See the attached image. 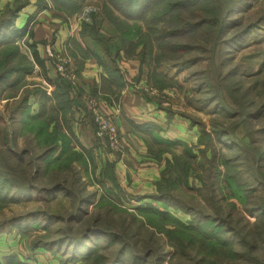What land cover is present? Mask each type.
Masks as SVG:
<instances>
[{"label":"rangeland","instance_id":"1","mask_svg":"<svg viewBox=\"0 0 264 264\" xmlns=\"http://www.w3.org/2000/svg\"><path fill=\"white\" fill-rule=\"evenodd\" d=\"M101 1L85 2L81 6L80 13L83 15L86 12H95V8H98L96 12L99 13ZM14 2L15 0H11V3L6 5L13 6ZM243 5L244 8L234 12V17L241 21L239 28H243L248 22L259 17L264 10V0H243ZM26 6L18 14L17 23H14L16 28H21L25 23L26 16L22 10H25ZM106 23L108 22L103 20L101 31L105 35H110ZM262 24V27L253 30L249 36L239 39L238 43L232 45L220 77L214 73L216 60L209 59L207 50H203L202 53L199 51L202 49L198 48L196 43L188 50L176 47V44L188 41V37L180 35L163 38L159 42L160 45L157 40L153 41V37L150 39L145 62L149 63L154 72L151 73L148 82L144 76L149 69L147 63L141 65L137 56L141 46L135 47L132 56L137 65L135 77L137 78L139 73L142 77L141 83L139 80H134L133 83L138 86V89L140 88L139 91L144 93L145 97L148 98L149 95V99L166 113L168 121L177 118L187 122L193 127L195 136L190 144L185 145L190 147L195 154V157L191 159L196 168L194 174L186 179H180L178 183L174 177L173 184L165 189L168 197L166 200L156 198L158 191L155 183L165 168L166 158H170V155L162 156L167 152H161L159 149L155 152L160 153L158 160L162 162V167L158 179L154 182L153 191L144 194L143 196H148V198L142 200L127 198L126 195L132 197L139 195L132 194L124 188L109 191L101 187L97 183L99 166L95 167L96 163L89 160L92 155L86 153L87 151L90 153V150L75 148L77 156L73 166L77 174L74 177L78 176L79 181L73 188L69 186L72 176L66 169L56 170L52 166L46 167L43 161H37L40 170L33 171L35 161L32 160L33 166H29L27 162L37 157L41 149L36 146L31 135L19 133L18 121L13 120L12 116L18 117L17 107L21 98L27 95L28 102H32L31 92L38 88L42 90L41 85L44 83L38 82V85L32 86L29 84L31 79L30 81L25 79V86L18 90L14 88L1 90L0 88V150L9 156L10 160L7 161L10 168L4 166V169L7 168L6 170L16 177L8 174L12 179H16V187L26 179H29L27 183L46 188L58 183L63 185L65 180L68 190L75 189V193L79 196L95 193L87 206L80 207L78 219L70 223H49L45 222L42 216L34 218L26 216L36 210L63 214L66 213L65 210L68 214L73 212L75 204H71V196L63 191L46 196L45 200L39 199L35 191H29L27 196H17L18 202L7 203L0 208V232H5L9 238L6 244L11 246L10 241L17 237L22 241L18 249L23 256L32 257L31 253L39 250L38 254L33 257L38 260V264L39 262L47 264L49 260L55 261L56 264H111L110 262L113 261L119 249L123 254L119 255L115 264H264V213L253 210V206L259 200L264 202V183L261 185L255 182L246 173V165L253 167L257 161V156L253 152L255 153L257 147L264 148V21ZM158 26L165 25L159 23ZM111 30L114 34L115 29L111 27ZM174 42L176 48H171L172 44H167ZM14 44L18 45L21 54L30 58L22 41L19 40ZM201 44H205L206 47L204 41H201ZM168 45H170L169 50ZM111 46L114 47L112 42ZM3 48H0V52ZM120 52L123 54L122 50ZM58 54L60 53H52V57L55 58L57 64L61 58L66 59L68 69L70 62L68 53ZM14 61H16L15 58ZM155 64H157L156 71L153 66ZM227 70L230 71L227 73ZM231 70L233 74H230ZM66 77L71 78L70 72H67ZM43 80L49 83L48 79ZM206 80L210 82L212 94L207 91L209 86ZM43 87L45 88V84ZM228 87H231L233 91H229ZM36 95L39 97V94ZM242 105L247 108V111L257 108L259 112L252 114L251 117L244 116L246 108L243 110L240 107ZM89 112L94 125L96 141L102 142V138L96 135L93 117L91 111ZM202 130H207L211 134L221 130L226 132L224 143H217L216 148L220 147L225 156L238 160L244 170L245 179L252 183L251 187H255L250 201L248 200L246 204L238 200L233 203L232 199L219 194L217 189L210 192L206 189L210 183L213 184L214 180L213 173L205 174L204 171V166L210 159L209 148L212 149V142L207 141L201 135ZM104 144L105 149L112 152L108 143L103 142ZM183 148L178 153H181ZM14 152H22L23 161L20 167H16L13 163ZM33 173L36 175V180L31 181L30 177ZM260 178L264 182V168ZM78 189L81 192H77ZM12 190L10 194L14 193L15 188ZM226 192L229 190L226 189ZM143 202L169 212L180 223L191 224L194 230L196 226H199L202 231L214 235L217 243H214L215 239L212 237V246L209 244V247L202 238L203 235L198 233L194 235L197 239L195 244L187 245L183 241L180 245L176 238L180 234L179 227L171 219L162 223L161 220L156 222L153 216H143L148 212L139 213L136 209L137 205L140 203L143 205ZM18 216H20L19 219H17ZM95 217L98 218L97 221ZM224 222H228L230 228L225 227ZM44 226H48L47 232ZM86 226L94 227L96 230L102 229V232L106 233H102L104 235L100 232L89 233L83 241L84 249L79 252L82 255L79 257L81 259L76 258L77 261L73 262L72 245L67 242L68 239L61 243L57 242L61 239L65 240L63 238L66 237L76 238V235H80ZM171 229L172 231H169ZM107 232L112 233L114 238L111 234L106 235L109 234ZM240 234L244 235L246 242L240 241ZM37 240L38 246L32 248L31 243ZM249 244L253 245L251 255L256 260L247 254L246 249ZM128 247L130 253H128ZM204 250H206L205 258L202 257ZM15 252L11 250L12 254ZM86 254L90 256L85 261L83 258ZM96 255H102V260L93 259Z\"/></svg>","mask_w":264,"mask_h":264},{"label":"trees","instance_id":"2","mask_svg":"<svg viewBox=\"0 0 264 264\" xmlns=\"http://www.w3.org/2000/svg\"><path fill=\"white\" fill-rule=\"evenodd\" d=\"M82 1L84 0H36V9L40 10L48 8V3H50L52 8L56 9L58 12H62L63 15L68 17L77 12L79 3ZM28 3V0H15L13 6L6 5L0 12V48L4 47V52L3 50L0 52V54L4 53L0 56L1 90L6 88H14L15 90L23 88L25 86V76L33 70L34 64L36 63L42 65V61L36 54L34 44H30L28 46L30 48L32 59L21 54L18 50V45L14 44L23 37L25 38L24 41L27 42L28 36L31 35V29H28V26L32 16L27 19L26 23L21 28H16L14 26V22L18 17L20 10ZM242 8H244L243 0H102L99 13L94 11L90 12V21L82 23L79 34L81 37H90L93 40L102 42V44L106 46L105 48H108L105 44L107 41L110 39L114 40H112V42L115 47V52H113V64L112 70L110 69V71H113V69L116 68L117 61L114 56L118 57L120 50L123 51L125 56L123 54L122 55L124 57L131 59L134 54L135 47L140 45L141 48L139 47L137 56L140 59L139 63L141 65H143V63H147V67L149 69L144 76H146L148 82L151 78V73L154 72L149 63L145 62L146 49L147 46L150 45V39L153 37V41L157 40V43L160 45L159 42H161L163 38L175 36L179 37L180 35H184L185 37H188V41L176 44V47L178 49L188 50L191 47H194L196 43L197 47L202 49L199 50L202 53L204 52L203 50H207L209 52V59L214 61L216 60L214 63L216 65L214 67V73L220 77L222 74V68L226 65L227 56L230 54L228 51L231 49L232 45L238 43L239 39L249 36L253 30L258 29L262 27L261 25H263L262 21H264V10L257 19L248 22L243 28H239L241 21L234 17V12ZM103 20H106L110 27L115 29L113 35H105L101 31ZM138 21H141L142 23H139ZM159 23L164 24L165 26L160 27L158 26ZM189 40H191V42ZM201 41L206 43V47L205 44H201ZM167 44H172L171 48H176L175 42ZM169 47L170 45L167 47L168 50ZM14 58L16 61H14ZM153 66H155L154 70L156 71L157 64ZM116 71L119 73L120 69L116 68L114 73H116ZM229 71L230 70H227V73ZM230 74H233L232 70ZM162 76L165 75L163 74ZM141 77L139 73L137 78L134 77L133 79L138 81ZM207 83V86H209L210 82L208 80H206V84ZM53 85L54 89L51 96H48L45 91L40 88L31 92L32 95L39 94V107L37 110L32 109L31 103L27 100V95H24L17 107L18 117L13 115L12 119H17L19 133L21 135H31L36 143V146L41 149V153L37 157L32 158L31 161L27 162L29 166H33L34 162L32 163V160L35 161L33 171L38 172L40 170V165L37 161H43L46 167L52 166L56 170L66 169L72 176L69 186L73 188L79 181L77 178L78 176L74 177L77 174V170L73 166L77 152L72 144L71 136L64 132L58 124L60 120L63 122L66 121V113L69 111L70 106H72L75 102V99L77 101H79V99L78 97H70L72 85L59 72L53 80ZM121 85L122 84L119 83L117 87H120ZM228 90L233 91L231 87H228ZM207 91L211 94L213 92L210 86ZM216 95L218 94L216 93ZM48 102L51 105L50 108H47ZM246 104L248 105V101ZM240 107L243 110L246 108L244 105ZM258 112L259 109L257 108L248 111L246 108L243 115L251 117L252 114H256ZM223 131L224 130H221L220 132L214 131L213 134L209 133L207 130L201 131V135H203L207 141L211 140L212 142V149L209 148L210 159L205 164L204 171L205 174L213 173L214 180L213 184L210 183L209 187L207 186L206 189L209 192L213 189H217L219 194L232 199L233 203H236V200H238L241 203L246 204L248 200L250 201L251 194L254 192L255 187H251L252 183L245 179L243 174L244 170L240 166V163H238V160L225 156L220 147L216 148L217 143H224L223 140L226 132ZM13 133H15L14 130ZM198 148L199 147H197V149ZM159 150L161 152H167L170 155V158H166L167 161L165 168L160 173V178L155 183L158 191L156 198L166 200L168 197L166 196L165 189L168 185L173 184L174 177L177 179L178 183L180 179H186L188 176L194 174L196 168L191 162V159L195 157V154L188 146H185L181 153H177L169 147H163ZM201 152L204 151L201 150ZM14 153L13 163L16 167H20L23 161L21 157L22 152ZM86 153L90 155L89 151ZM155 154L159 157L158 154L160 153L155 152ZM253 154L257 156V161L253 167H250L248 164L246 165V173L251 177L250 179L263 185L264 182L260 180V176L261 173L263 174L264 168V148L257 147L255 153L253 152ZM15 156L17 158H15ZM0 158V208L7 203L18 202L19 199L17 196H27L29 191H35L38 198L42 200H45L46 196L54 195L57 191H63L65 194L71 196V204H75L73 212L68 214V211L65 210L66 213L63 214L61 212L49 213L44 210H36L26 214V216L33 218L36 216H42L43 220L49 223H70L73 220L76 221L78 219L80 207L87 206V204L91 202L90 198L95 196V193H89L83 197L79 196L75 193V189L72 191L68 190L65 180L63 185L58 183L46 188L35 186V184L32 183H27L29 179H26L24 182H20L19 186L16 187V179H12V177H16L7 171L6 167V169H4V166L10 168L7 161L10 160L9 156L5 155V153H2L0 150ZM89 160L93 161L92 157ZM95 167L97 166L95 165ZM31 175V181L36 180L35 173ZM98 176L97 183H99L100 186L106 190L112 191L114 189H121L116 181L113 163L106 162L104 166L99 169ZM13 188H15V191L13 194H10V191H13ZM226 189H228L229 192H226ZM77 192H81V190L78 189ZM126 196L127 198L130 197L135 200L148 198V196ZM143 203V205L140 203L136 207L139 213L148 212L147 214H143V216H153L156 222L161 220L163 221L162 223L171 219L172 222L179 227L180 234L179 236L177 235L176 238L178 239V243L180 245L183 241H185V244L187 245H191V243L195 244L197 239L194 235L198 233L203 235L202 238L206 242V245L209 246L210 244L212 246V237L215 239L214 243H217L214 235L202 231L199 226H196V230H194L191 224L178 222L179 220L173 218L169 212L152 207V205L148 202ZM253 210L263 211L264 213V202L259 200L253 206ZM19 218L20 216L17 217V219ZM97 220L98 218H96V221ZM219 225L222 226V224ZM224 225L225 227L230 228V224L228 222H224ZM44 230L47 232L49 230L48 226H44ZM102 231V229L96 230L94 227L86 226L80 235H76V238L66 237L63 238L65 240L61 239L57 243L64 242L68 239L67 242L72 245V261L75 262L76 258L82 256L79 252L84 249L85 245L83 241L87 238L88 234L96 232H100V234L106 233ZM169 231H172V229ZM107 233H109L106 234L108 236H110V234L112 235L110 232ZM112 237L114 238L113 235ZM240 241L246 242V238L242 234H240ZM37 246L38 240L31 243L32 248H36ZM252 247L253 245L249 244L246 251L249 257L256 260L251 255ZM127 250L128 253H130L129 247ZM122 254L123 252L121 253V249H119L117 255L114 256L113 261L110 263L115 264L117 262L116 259H118L119 255ZM205 254L206 250H204V255L202 256L203 258H205ZM89 256L90 254H86L83 259L86 261ZM102 258V255H96L93 259L100 261Z\"/></svg>","mask_w":264,"mask_h":264},{"label":"crops","instance_id":"3","mask_svg":"<svg viewBox=\"0 0 264 264\" xmlns=\"http://www.w3.org/2000/svg\"><path fill=\"white\" fill-rule=\"evenodd\" d=\"M29 1L26 9L22 11L26 16L25 23L32 16L28 26L31 35L28 36L27 42L24 37L20 41L28 50L30 59L32 55L28 46L35 45L42 65L35 63L25 79H31L29 84L32 86L38 85V82L44 83L45 88L44 84L41 88L51 96L54 89L53 80L58 74L52 53H68L71 78L61 75L72 85L70 97H78L79 101L74 100L66 113V121L60 120L58 125L71 136L75 148L90 150L95 165L99 166L98 169L106 162L113 163L116 181L121 189L139 196L152 192L162 167L155 150L169 147L177 153L180 152L195 138L193 127L177 118L168 121L166 113L149 99V95L147 98L139 91L140 88L133 83L137 65L132 58H125L122 52H119V56L114 57L117 61L116 68L120 71L114 73L116 68L110 71L115 52V47L111 46L113 39L105 43L108 47L105 48L102 42L80 36L82 23L90 21L89 12L83 15L80 13L81 6L89 0L80 2L77 12L68 17L52 8L50 3L48 8L37 10L36 0ZM9 3L11 0H0V9ZM97 9L95 8L96 11ZM18 18L19 15L15 24ZM107 25L109 34L113 35L110 25L106 23V27ZM46 77L49 83L43 80ZM139 82L141 83V78ZM119 83L122 85L117 87ZM38 99L37 95H32L30 103L34 110L39 107ZM49 102L47 108L51 107ZM90 102H95L104 113L113 118L125 145L122 152L105 149L104 138L101 139L102 142L96 141L88 108ZM164 155L168 156V153L162 156ZM7 239L9 238L5 232H0V264H38V260L33 257L39 250L31 253L32 257L23 256L19 250L22 241L15 237V240L10 241L11 246H8ZM11 250L16 251L15 254H12ZM47 264L56 263L49 260Z\"/></svg>","mask_w":264,"mask_h":264},{"label":"built area","instance_id":"4","mask_svg":"<svg viewBox=\"0 0 264 264\" xmlns=\"http://www.w3.org/2000/svg\"><path fill=\"white\" fill-rule=\"evenodd\" d=\"M59 61L58 64L56 63L55 69L66 76L67 72H69L66 66L67 60L61 58ZM89 109L96 127V135L99 138H104L112 151L122 152L125 145L113 118L109 114L104 113L95 102L89 103Z\"/></svg>","mask_w":264,"mask_h":264}]
</instances>
